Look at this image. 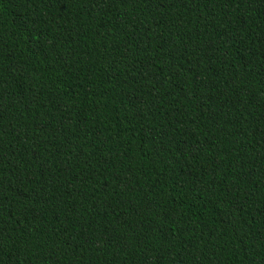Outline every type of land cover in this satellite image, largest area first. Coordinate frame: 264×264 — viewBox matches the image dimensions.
I'll return each mask as SVG.
<instances>
[{
    "label": "trees",
    "instance_id": "16d2710c",
    "mask_svg": "<svg viewBox=\"0 0 264 264\" xmlns=\"http://www.w3.org/2000/svg\"><path fill=\"white\" fill-rule=\"evenodd\" d=\"M0 264H264V0H0Z\"/></svg>",
    "mask_w": 264,
    "mask_h": 264
}]
</instances>
